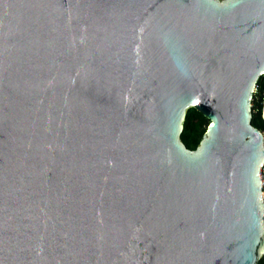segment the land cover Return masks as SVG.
I'll return each instance as SVG.
<instances>
[{
	"label": "water",
	"instance_id": "water-1",
	"mask_svg": "<svg viewBox=\"0 0 264 264\" xmlns=\"http://www.w3.org/2000/svg\"><path fill=\"white\" fill-rule=\"evenodd\" d=\"M263 73L264 0H0V264H256Z\"/></svg>",
	"mask_w": 264,
	"mask_h": 264
},
{
	"label": "trees",
	"instance_id": "trees-1",
	"mask_svg": "<svg viewBox=\"0 0 264 264\" xmlns=\"http://www.w3.org/2000/svg\"><path fill=\"white\" fill-rule=\"evenodd\" d=\"M258 98L252 99L251 123L264 133V110L261 104V94L264 90V73L257 80ZM209 124V119L194 107H189L183 121L180 139L188 149H195ZM256 264H264V255Z\"/></svg>",
	"mask_w": 264,
	"mask_h": 264
},
{
	"label": "built area",
	"instance_id": "built-area-1",
	"mask_svg": "<svg viewBox=\"0 0 264 264\" xmlns=\"http://www.w3.org/2000/svg\"><path fill=\"white\" fill-rule=\"evenodd\" d=\"M258 94H259V89L256 83V85L254 86V90H253V96L258 98ZM261 95H262L261 104H262V109L264 110V90L262 91ZM260 179H261V193H262V197L264 198V163L260 168ZM263 223H264V218H263Z\"/></svg>",
	"mask_w": 264,
	"mask_h": 264
}]
</instances>
